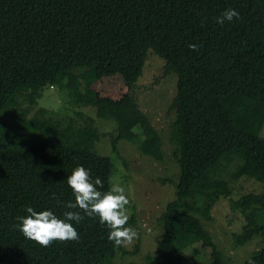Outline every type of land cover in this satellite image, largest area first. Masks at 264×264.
I'll list each match as a JSON object with an SVG mask.
<instances>
[{"label": "trees", "instance_id": "trees-1", "mask_svg": "<svg viewBox=\"0 0 264 264\" xmlns=\"http://www.w3.org/2000/svg\"><path fill=\"white\" fill-rule=\"evenodd\" d=\"M227 9L239 19L217 24ZM149 50L176 76L171 142L180 174L176 198L159 219L161 252L147 264H184L185 250L195 243L207 264H229L202 222L231 195L221 171L232 159L230 180H254L262 189L231 203L245 219L232 235L234 245L264 236V0H0V264H106L115 258L118 247L98 218L71 222L79 241L48 247L14 225L27 207L63 219L65 205L74 202L67 177L77 166L101 179V191L109 190L120 140L163 159L160 135L133 96ZM50 85L67 88L94 118L63 126L61 118L37 110L29 120L41 140L22 151L7 145L12 128L2 113L19 107V95L34 105ZM95 117L116 124L113 158L95 151ZM72 124L76 138H65ZM249 260L264 264V247L243 264Z\"/></svg>", "mask_w": 264, "mask_h": 264}, {"label": "rangeland", "instance_id": "rangeland-1", "mask_svg": "<svg viewBox=\"0 0 264 264\" xmlns=\"http://www.w3.org/2000/svg\"><path fill=\"white\" fill-rule=\"evenodd\" d=\"M175 91V74L167 73L164 61L150 52L143 73L134 87L133 96L160 135L163 159L157 161L143 155L135 143L126 140L118 142L120 157L114 161L111 186L115 182H121L126 188L130 200V219L127 226L136 230L138 238L131 245L118 247L115 258L106 264H147L148 257L157 258L161 252L163 224L159 219L168 203L176 198L180 174L179 163L174 154L177 147L171 142V128L175 117L170 105ZM29 93L30 91L23 94ZM19 96V107L12 106L2 113V119L12 128L6 144L18 151L41 140L42 135L29 120L37 114V110H45L46 116L51 114L61 118L63 126L69 119L75 120V127L81 125L83 123L81 117L84 115L94 118L92 108L77 103L67 88L62 90L58 85L44 88L42 95L36 97L34 105H30L25 96ZM74 126L72 124L65 132V138L70 136L76 138L79 129ZM93 127L100 135L94 146L95 151L101 156L115 157L110 142V136L116 131L115 122L95 117ZM69 131L72 134H69ZM260 136L264 138V125ZM234 160L222 162L221 171V175L229 181L231 195L219 199L211 212L212 218L202 223L210 232L217 247L229 257V264H243L253 252L264 247V236L256 237L244 246H235L232 235L241 229L245 219L244 214L238 210L232 211L230 206L244 194L261 192L262 189L254 180L246 178L230 180L229 174L237 164ZM185 253L184 264L208 262L206 252L197 243L188 247Z\"/></svg>", "mask_w": 264, "mask_h": 264}, {"label": "clouds", "instance_id": "clouds-1", "mask_svg": "<svg viewBox=\"0 0 264 264\" xmlns=\"http://www.w3.org/2000/svg\"><path fill=\"white\" fill-rule=\"evenodd\" d=\"M234 18L239 19V13L235 9H227L216 18V23L223 25ZM189 48L196 49L197 45L190 44ZM67 185L74 202L69 201L65 205L69 211L64 212L63 219L51 210L37 212L32 207H27V215L16 218L19 223L14 227L26 239L41 247H48L56 241H79V233L71 222L79 224L85 216L98 218L99 223L109 229L108 239L117 247L131 245L138 238L136 230L127 226L130 200L121 182H115L109 190L101 191L104 187L101 179L97 177L93 180L90 170L77 166L67 177ZM249 264L255 262L249 260Z\"/></svg>", "mask_w": 264, "mask_h": 264}]
</instances>
